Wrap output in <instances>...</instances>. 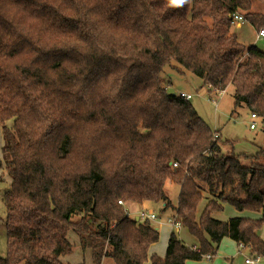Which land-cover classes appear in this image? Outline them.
I'll return each instance as SVG.
<instances>
[{"label":"trees","instance_id":"16d2710c","mask_svg":"<svg viewBox=\"0 0 264 264\" xmlns=\"http://www.w3.org/2000/svg\"><path fill=\"white\" fill-rule=\"evenodd\" d=\"M236 14L264 30V0H0V171L10 179L0 264H66L71 233L92 264H144L159 230L120 201L161 204L198 242L173 231L151 264L213 258L225 238L264 260L263 218L213 217L224 205L264 211V147L226 153L220 131L161 81L174 61L209 93L231 86L234 109L264 131V51L232 33ZM232 171L242 193L224 196Z\"/></svg>","mask_w":264,"mask_h":264},{"label":"rangeland","instance_id":"374dc122","mask_svg":"<svg viewBox=\"0 0 264 264\" xmlns=\"http://www.w3.org/2000/svg\"><path fill=\"white\" fill-rule=\"evenodd\" d=\"M232 33L236 34L240 43L246 47L256 46L259 50L264 51V37L257 38L258 31L247 22H242V27L237 28L233 26ZM161 81L163 86L167 89L170 95L180 96V93L185 92L187 95L191 94L192 99L190 102L197 110L199 116L211 127L212 130L220 131L221 142L224 145V151L233 152L237 155L251 156L258 153L264 147V131L260 119H252L251 114L245 107H238L234 109L233 88L230 86L227 92L220 95L209 93L206 87H202V80L193 73L181 70L176 62H172L164 68L161 74ZM187 100V99H186ZM256 122L255 129H251L250 125ZM12 121L7 123L11 126ZM231 144V145H230ZM3 137L2 129L0 126V156L2 153ZM244 165L249 164L248 160L240 159ZM263 162V161H262ZM0 176L5 183H0V257L7 255V239H6V211L4 206V192L8 188L10 182L9 176L5 169L0 171ZM178 186L172 181L168 180L165 184V192L171 202L176 204L178 197ZM206 206V200H203L198 208V216L203 213ZM153 210L164 220L169 212H161V204H153ZM238 212V211H237ZM236 213V210L230 205H224L223 210L215 212L213 217L220 221H228ZM239 213V212H238ZM170 214V213H169ZM257 219L263 217L262 213H253ZM162 217V218H161ZM241 218H245L243 215ZM255 219V217H253ZM250 219V218H248ZM156 223V227H160L159 233H164L165 228L161 223ZM176 235L183 243L190 242L194 238L189 232L182 228ZM70 241L75 245L74 255H84L85 262L82 260L79 264H92L91 255L83 252L78 244L77 237L71 233ZM219 252V250H218ZM105 264H114L112 259H109Z\"/></svg>","mask_w":264,"mask_h":264},{"label":"crops","instance_id":"0c3cea01","mask_svg":"<svg viewBox=\"0 0 264 264\" xmlns=\"http://www.w3.org/2000/svg\"><path fill=\"white\" fill-rule=\"evenodd\" d=\"M236 27L241 28L242 24H240V26L237 25ZM182 93H185V92H182ZM240 162L242 165H244L242 161ZM228 177H232L234 180L227 181L226 186L221 191L222 195L224 196L231 195V194L240 195L242 191H241V186H240V181H239L238 176L235 174L234 171H232L230 174H228ZM124 207L130 218L140 219L139 216L143 211L147 213H154L157 216V220L153 222L159 221L161 225L165 228V231L163 234H161V237H159V241L150 246L149 252H148V260L144 264H151L150 258L153 255H157L161 258H164L166 256L168 241H169L171 233L174 230H176V232L177 231L180 232L182 229L181 227L175 228L172 224L169 223V220L172 219L171 218L172 215H170L172 213L171 210L168 211L170 214L168 213L167 216L164 217L165 218L164 220H160V217L153 210V204L151 202L146 201L142 204L128 202L124 204ZM242 215L245 218L254 219L253 217H255V219H257L256 216H254L255 214H253L252 212H239L238 213L237 210H236V213H234L232 217L233 218L242 217ZM262 218L264 220V214ZM157 229H160V227L159 228L157 227ZM257 235L264 241V225L259 231H257ZM185 244L192 248H196L198 246V242L195 239L190 240V242L187 241V243ZM248 255L249 254L246 249H242L236 242L232 241L231 239L225 238L222 241L219 247V252L217 253L216 256H214L211 259L204 258L201 261H188L187 264H243V258ZM82 260H84L85 262V256L84 255L81 256V254L74 255V252L62 258V261L66 264L67 263L79 264ZM108 260H109L108 258L104 259L102 264H105V262H107ZM261 264H264V260L261 262Z\"/></svg>","mask_w":264,"mask_h":264},{"label":"built area","instance_id":"2783aa9c","mask_svg":"<svg viewBox=\"0 0 264 264\" xmlns=\"http://www.w3.org/2000/svg\"><path fill=\"white\" fill-rule=\"evenodd\" d=\"M234 21L237 23L238 26H240V24H242V22H244V19L242 17V15L240 14H236L234 16ZM264 37V30H261L260 32H258L257 38H263ZM181 97L187 99V100H191L192 96L191 95H187L184 93L180 94ZM252 119H257L256 115L252 114L251 115ZM256 127V122H253L250 125L251 129H255ZM174 166H177L176 164H174ZM121 205H124V203H122L121 201L119 202ZM126 211V210H125ZM140 219H150L152 221H156L157 220V216L154 213H147L145 211H143L140 216ZM169 223L172 224L175 228H180V223L176 222L175 219H170ZM242 249H245V247L243 245H239ZM205 258L207 259H211V256H206ZM262 262V257L261 256H255V257H251L250 255L245 256L243 258V264H261Z\"/></svg>","mask_w":264,"mask_h":264},{"label":"clouds","instance_id":"9594fccd","mask_svg":"<svg viewBox=\"0 0 264 264\" xmlns=\"http://www.w3.org/2000/svg\"><path fill=\"white\" fill-rule=\"evenodd\" d=\"M172 4H183L185 0H170Z\"/></svg>","mask_w":264,"mask_h":264},{"label":"water","instance_id":"95a60500","mask_svg":"<svg viewBox=\"0 0 264 264\" xmlns=\"http://www.w3.org/2000/svg\"><path fill=\"white\" fill-rule=\"evenodd\" d=\"M136 220H138V218H136Z\"/></svg>","mask_w":264,"mask_h":264}]
</instances>
